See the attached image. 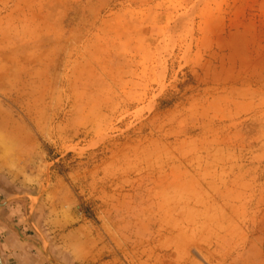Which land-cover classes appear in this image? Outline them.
Instances as JSON below:
<instances>
[{
	"label": "rangeland",
	"instance_id": "1",
	"mask_svg": "<svg viewBox=\"0 0 264 264\" xmlns=\"http://www.w3.org/2000/svg\"><path fill=\"white\" fill-rule=\"evenodd\" d=\"M16 196L65 264H264V0H0Z\"/></svg>",
	"mask_w": 264,
	"mask_h": 264
},
{
	"label": "crops",
	"instance_id": "2",
	"mask_svg": "<svg viewBox=\"0 0 264 264\" xmlns=\"http://www.w3.org/2000/svg\"><path fill=\"white\" fill-rule=\"evenodd\" d=\"M15 208H17V204L13 206L2 207L0 214L13 220L19 226L20 230L25 236L36 237V234L32 232L30 228L29 230L27 229L26 224L23 226L22 222L20 223L16 219H12L16 218V216L20 214L18 212H13V210L15 211ZM44 233L50 240V247L53 254L59 258H62L60 253L63 252H61L59 246L55 244L50 232L45 229ZM0 254L4 264H51L42 254L41 250L36 247V245L22 238L18 231L9 228V226L3 223V221H0ZM65 260L68 261L67 263H70V260Z\"/></svg>",
	"mask_w": 264,
	"mask_h": 264
},
{
	"label": "water",
	"instance_id": "3",
	"mask_svg": "<svg viewBox=\"0 0 264 264\" xmlns=\"http://www.w3.org/2000/svg\"><path fill=\"white\" fill-rule=\"evenodd\" d=\"M15 199H24V198H23L22 196H16V197H13L12 199H8V200H7L6 202H4V203H0V206L4 205V204H6V203H8V202H10V201H12V200H15ZM24 200H25V199H24ZM28 218H29L30 224L33 226V228L35 229V231H36L37 233H39V232H38V229H36V227H34L32 221H31V211H29V210H28ZM0 219H2V221H4V222H7L5 219H3L2 216H0ZM11 225L14 226V227L17 229V231L19 232V234H20V236H21L22 238H24L25 240L29 241L30 243H33V244H35L36 246H38V247L41 249V251L43 252L44 256L47 258V260H48L51 264H65V263H63V262H61V261H59V260H57L56 258L53 257V255L51 254V252H50V250H49V248H48V245H47V242H46L45 239H44L45 246L43 247L41 244L37 243V241H34L33 239H31V238L25 236V235L22 233V231H21V230L15 225V224L12 223ZM39 234H40V233H39ZM0 264H4L3 261H2L1 254H0Z\"/></svg>",
	"mask_w": 264,
	"mask_h": 264
},
{
	"label": "flooded vegetation",
	"instance_id": "4",
	"mask_svg": "<svg viewBox=\"0 0 264 264\" xmlns=\"http://www.w3.org/2000/svg\"><path fill=\"white\" fill-rule=\"evenodd\" d=\"M0 211H1V208H0Z\"/></svg>",
	"mask_w": 264,
	"mask_h": 264
},
{
	"label": "bare ground",
	"instance_id": "5",
	"mask_svg": "<svg viewBox=\"0 0 264 264\" xmlns=\"http://www.w3.org/2000/svg\"><path fill=\"white\" fill-rule=\"evenodd\" d=\"M57 259V258H56Z\"/></svg>",
	"mask_w": 264,
	"mask_h": 264
}]
</instances>
